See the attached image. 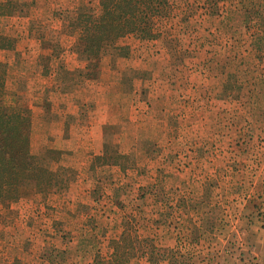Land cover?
<instances>
[{
  "label": "rangeland",
  "instance_id": "obj_1",
  "mask_svg": "<svg viewBox=\"0 0 264 264\" xmlns=\"http://www.w3.org/2000/svg\"><path fill=\"white\" fill-rule=\"evenodd\" d=\"M0 2L4 101L57 184L0 200V264L109 261L125 231V264H264V0H171L94 74L101 0Z\"/></svg>",
  "mask_w": 264,
  "mask_h": 264
},
{
  "label": "trees",
  "instance_id": "obj_2",
  "mask_svg": "<svg viewBox=\"0 0 264 264\" xmlns=\"http://www.w3.org/2000/svg\"><path fill=\"white\" fill-rule=\"evenodd\" d=\"M220 1L212 0L213 14H216ZM171 10V0H101L99 15H79L74 26L79 32V40L85 44L84 55L91 74L99 70L103 52L108 46L117 49L123 57L129 56V48L119 46V40L128 36L142 41L156 40L155 20L166 16ZM8 13L9 4L0 2V17ZM6 47L4 38L0 37V49ZM1 68L3 64H0V200L6 201L7 197L13 199L17 195L22 182H36L42 193L57 187V184L55 174L40 167L31 152L30 116L9 111L4 101L6 76ZM127 239L125 231L118 241L112 242L114 252L110 260L105 261L98 256L95 264H125L126 255L121 251Z\"/></svg>",
  "mask_w": 264,
  "mask_h": 264
},
{
  "label": "crops",
  "instance_id": "obj_3",
  "mask_svg": "<svg viewBox=\"0 0 264 264\" xmlns=\"http://www.w3.org/2000/svg\"><path fill=\"white\" fill-rule=\"evenodd\" d=\"M262 238V242L264 243V235L261 237ZM232 257V256H231ZM257 257H260L259 254L257 255ZM264 259V256L262 257ZM231 260V258H230ZM260 260V259H259ZM258 261V260H257Z\"/></svg>",
  "mask_w": 264,
  "mask_h": 264
}]
</instances>
